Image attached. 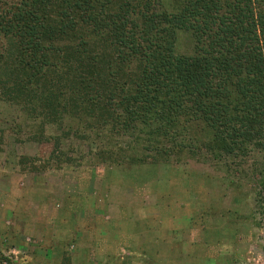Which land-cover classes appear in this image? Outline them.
Listing matches in <instances>:
<instances>
[{"label": "trees", "instance_id": "obj_1", "mask_svg": "<svg viewBox=\"0 0 264 264\" xmlns=\"http://www.w3.org/2000/svg\"><path fill=\"white\" fill-rule=\"evenodd\" d=\"M1 106L17 140L49 146L25 160L33 170L146 171L147 191L172 169L191 189L180 205L204 184L189 163L241 188L243 167L264 159V0H0ZM250 167L264 208V162ZM148 218L113 228L128 245L112 264L158 262L156 242L143 248Z\"/></svg>", "mask_w": 264, "mask_h": 264}, {"label": "rangeland", "instance_id": "obj_2", "mask_svg": "<svg viewBox=\"0 0 264 264\" xmlns=\"http://www.w3.org/2000/svg\"><path fill=\"white\" fill-rule=\"evenodd\" d=\"M185 46L182 40L179 50ZM13 118L11 108L0 107V264H112L117 259L112 256L122 255L128 245L122 237L135 232L131 223L148 215V223L139 226L155 228L151 243L144 241L143 246L147 251L148 244L156 242L153 249L162 250L155 264H264V208L255 205L253 191L258 188L250 167L254 163L262 169L263 158L243 167L238 189L217 180L209 185L210 179L201 180L204 175L224 174L206 164L189 163L187 170L204 184L199 185L200 198L180 205L174 196L190 199V185L183 178L168 179L172 169L161 168L164 182L147 191L139 181L146 171L99 175L79 168L33 170L25 160L42 158L49 146L17 140L10 126ZM128 177L138 190L133 192L132 184L122 181ZM235 210L253 214L236 218L229 214ZM118 225L122 239L113 231Z\"/></svg>", "mask_w": 264, "mask_h": 264}]
</instances>
